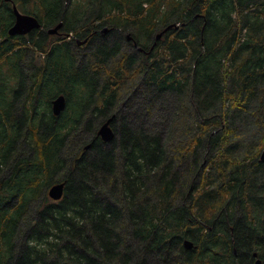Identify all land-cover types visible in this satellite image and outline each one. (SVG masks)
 Returning <instances> with one entry per match:
<instances>
[{
  "label": "trees",
  "instance_id": "obj_1",
  "mask_svg": "<svg viewBox=\"0 0 264 264\" xmlns=\"http://www.w3.org/2000/svg\"><path fill=\"white\" fill-rule=\"evenodd\" d=\"M13 1L88 38L0 6V264H264V0ZM129 90L176 120L102 141Z\"/></svg>",
  "mask_w": 264,
  "mask_h": 264
},
{
  "label": "water",
  "instance_id": "obj_2",
  "mask_svg": "<svg viewBox=\"0 0 264 264\" xmlns=\"http://www.w3.org/2000/svg\"><path fill=\"white\" fill-rule=\"evenodd\" d=\"M13 6H14L13 10H14V14H15L16 19H15L14 23L7 30L8 34L10 36L24 35V34L31 32L34 29H39L41 27V24L36 17H34L32 15L22 14L17 10L15 4ZM62 24H63L62 22H59L55 27L50 28L48 30V32L50 34L57 33L59 28H61ZM171 27L172 26H168L163 31L156 34L155 39L156 40L160 39L162 34ZM108 31H109V28L105 26V27H103V30L101 33L104 34V32L106 33ZM127 37L130 38L129 35ZM86 41H87V39H84L82 41H79L78 44H81V43L84 44V43H86ZM138 49L141 50V48H138ZM65 107H66V98L64 95H58L52 99L51 109H52V113L55 116L59 115L62 111H64ZM114 117H115V115L113 114L112 116L107 118L99 126V128L97 130V134L100 136L101 140L104 142L111 141L115 137V132L111 126V123H112ZM90 145H91L90 143L86 144L84 146V149L85 150L88 149L90 147ZM260 160L262 162H264V148L262 149V151L260 153ZM64 187H65L64 181L55 182L51 186H49V188L47 190V194L51 199H53L55 201L60 200L64 194ZM183 245H184L185 249H191L194 247L193 242L189 239H185L183 242ZM257 263H260V261L257 260Z\"/></svg>",
  "mask_w": 264,
  "mask_h": 264
},
{
  "label": "rangeland",
  "instance_id": "obj_3",
  "mask_svg": "<svg viewBox=\"0 0 264 264\" xmlns=\"http://www.w3.org/2000/svg\"><path fill=\"white\" fill-rule=\"evenodd\" d=\"M73 0H71L72 2ZM70 2V3H71ZM103 28L100 30L102 32ZM108 33V32H106ZM104 32V35L106 34ZM55 34V33H53ZM83 44V43H81ZM133 90H129L126 93H122V102L119 103V106L116 108L115 116H126V119L129 122H132L136 126L142 125H153L154 128L162 126V123H166L162 127L170 129L172 122L176 120V113L178 112L176 109L175 99L172 95H165V97L161 100H155L150 102L145 95H141L140 97L136 95L133 96ZM124 95V96H123ZM151 104L150 110H148ZM115 118V117H114ZM156 126V127H155ZM242 128V127H241ZM254 128L251 125V121L245 122L243 129L241 130V135L244 137L246 135L252 134L251 131ZM249 140V139H248ZM247 140L244 142L246 143ZM87 150V149H86Z\"/></svg>",
  "mask_w": 264,
  "mask_h": 264
},
{
  "label": "flooded vegetation",
  "instance_id": "obj_4",
  "mask_svg": "<svg viewBox=\"0 0 264 264\" xmlns=\"http://www.w3.org/2000/svg\"><path fill=\"white\" fill-rule=\"evenodd\" d=\"M68 3V2H67ZM16 5V8H17V10L20 12V13H22V14H27V15H32V16H34V17H36L37 19H38V21L40 22V24H41V27L39 28V29H43V28H45V26H44V24H43V22L40 20V18L36 15V14H33V11H34V13H35V10H34V8H33V5L32 4H29L28 3V9L26 8L25 9V11L24 10H22V9H20L18 6H17V4L13 1V0H2V1H0V6L1 7H4V8H6V9H8L9 10V12H11L10 14H12V18H13V20H12V24L14 23V21H15V19H16V17H15V14H14V10H13V5ZM38 15L40 16V12H38ZM59 22H62V21H59ZM59 22H56L55 24H52V25H50V26H48V27H46L45 28V30H46V33H47V35L48 36H52V35H54V36H56V37H64V38H66V41H69L70 39H75L76 40V42H78V41H81L80 39H78L77 37H75V33L74 32H66V31H62L61 29H60V33H55V34H50L49 32H48V30L50 29V28H52V27H54V26H56ZM63 23V22H62ZM11 24V25H12ZM10 25V26H11ZM9 26V27H10ZM106 25H104V27H105ZM8 27V28H9ZM63 27V26H62ZM107 27V26H106ZM8 28H7V30H8ZM109 28V27H108ZM39 29H34V30H39ZM34 30H32L31 32H29V33H27V34H24V35H20V36H28V34H30V33H32ZM100 33H101V31H99ZM8 33V32H7ZM62 34V35H61ZM102 34V33H101ZM127 34V33H126ZM9 35V34H8ZM90 34H88V36H89ZM103 35V34H102ZM10 36V35H9ZM14 36H16V35H14ZM13 36V37H14ZM125 37H126V39L127 40H130L126 35H125ZM88 37H86V38H84V39H87ZM155 38V37H154ZM78 44V43H77Z\"/></svg>",
  "mask_w": 264,
  "mask_h": 264
}]
</instances>
